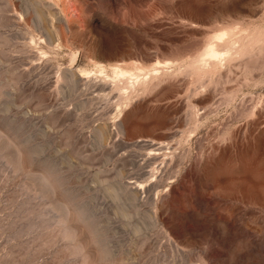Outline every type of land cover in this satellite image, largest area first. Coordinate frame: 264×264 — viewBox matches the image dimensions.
Masks as SVG:
<instances>
[{
  "label": "rangeland",
  "instance_id": "rangeland-1",
  "mask_svg": "<svg viewBox=\"0 0 264 264\" xmlns=\"http://www.w3.org/2000/svg\"><path fill=\"white\" fill-rule=\"evenodd\" d=\"M0 264H264V0H0Z\"/></svg>",
  "mask_w": 264,
  "mask_h": 264
}]
</instances>
